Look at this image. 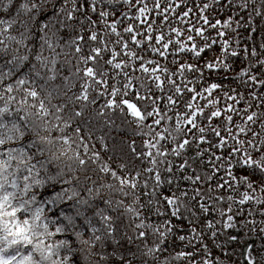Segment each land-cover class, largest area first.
<instances>
[{
    "label": "trees",
    "instance_id": "1",
    "mask_svg": "<svg viewBox=\"0 0 264 264\" xmlns=\"http://www.w3.org/2000/svg\"><path fill=\"white\" fill-rule=\"evenodd\" d=\"M79 2L85 6L83 13H77L78 19L85 25L84 30H81L80 24L76 25V29L80 35L87 38L91 30L87 26L89 17L92 21H98L96 30L101 34L105 31L110 32V29H106L105 22L110 24L115 20L117 21V32L121 34L124 42H127L130 48L142 57V60L129 61L130 67L127 70L133 77V85L129 90L130 95L126 98L132 100V102H136L134 93L139 90L142 94L153 97L158 110L161 113L167 114L165 119L162 120L161 125L153 126L154 132L151 135H144L143 133L148 131L147 128L141 130L135 123H130L133 117L129 115L125 118L120 116L117 111V114L112 116V119L115 121V125L112 127L104 124L105 118L103 117L93 121L94 131L91 139H88L85 134V143L89 147L87 153L84 152L83 147L77 148L76 144L64 146L69 149L68 155H72L73 150H76L86 161V164L83 166L73 165L77 168L75 173L66 174L65 178L71 180L72 183L57 186L58 190L61 187L74 189L79 193L77 199L88 201L86 205H73L69 201L61 206L69 215H74L75 209L77 207L80 208L83 215L74 218L77 223V230L81 232L82 238L89 239L92 236L90 224L86 223V220L91 222L92 227L101 229L97 233L98 235H104L105 225L97 213L113 218L111 221L113 225L112 239H105L103 245L100 242L93 245L92 250L96 254L89 256L87 264H123L120 259L121 256L131 260V264H204L205 260L209 264H248L249 256H251L254 264H264V232L261 231V229H264V215H261V212L264 211V203L257 204L254 200L246 201L243 205L238 203L239 199L242 198V194L246 191L264 201V192L259 187H255L253 191L248 189L246 185H239L236 181H232L226 175L225 168H221L218 172H213L212 165L207 162L210 153L205 154L203 157L196 155L198 150L203 151V149L209 148L210 143L218 142V138L210 130H207L203 134L207 140L204 143L198 144L193 139L194 134L196 136L200 135L197 129H193L186 136L183 134L177 135L175 142L170 137L161 140L156 149L143 147L145 141L153 139L155 132L164 133L165 127L170 130L173 129L178 113H188L191 111L185 106V102L190 100L194 93H188L184 87L185 84L189 88H195L203 96L208 95L207 93H203V89L210 84L215 83L220 85L208 97V99L217 101L215 105H209L207 100L202 97H197L195 101H192L193 104H198L204 110L203 114H198L196 118L200 126L206 129H208L209 124L211 127H218L221 130V134L228 137V133L223 129L227 123L226 116L231 115L233 120L228 126L232 128V134L237 135L238 139L244 141L253 140L256 145H260L261 141H264V85L253 83L248 79V75H254L258 80H264V66L258 62L264 61V47H261L264 45V15H255L252 7H248L247 9L241 7L243 0H161L160 9L154 7L155 0H143L142 4H137L136 0H130V3H125L124 0H119V2L113 0L111 3H109V0H103V2L97 0V3L94 5L97 8L96 13L91 12L90 8L87 7L88 4L92 3V0H79ZM0 3L7 4V0H0ZM206 3L210 7L203 14L211 22L214 23L217 19L225 21L231 18V27L223 28L219 26L217 29L205 31L207 40L197 37L194 31L191 33L188 31V28L193 24L196 27H206L202 21L197 22L201 14L200 9ZM229 3L231 7H229ZM261 3H264V0H255L257 7ZM144 4L147 5L149 11L144 14V17H140L138 9L143 7ZM169 4L175 10L164 13L169 16V20L161 23V13ZM188 9H192L189 17H183L182 13ZM100 10L109 11L110 15L107 18H99L98 12ZM178 16L180 19H177ZM50 17H52V12L48 11L44 16L43 22H47ZM134 17L138 18L134 19ZM145 17H147V20H145ZM37 21H41L39 16H37ZM149 23L154 28L152 33L146 32ZM129 24L134 26V32L139 33L137 39H143L146 35L155 36L163 34L165 42L171 38L173 41L179 40L189 46L194 42L199 47H203L206 42L211 43L213 39L218 42L213 44L210 49H206L201 53L199 58L189 52H178L176 50L178 44L175 43H170L165 55L160 56L158 52L152 51L149 47V45L155 44L154 40L141 44L139 49L131 43L130 34L124 32V28ZM172 28L180 30L181 36L176 37L175 33L171 31ZM33 31L36 33L33 36V40L38 49L42 33L39 32L38 26ZM219 31H224L226 36L218 37L217 32ZM11 34L15 35L17 33L12 32ZM72 35L64 33L62 40L70 39ZM188 35L194 37L192 42L187 41ZM109 39L114 42L117 37L115 34H112L109 36ZM225 39L229 41L228 52L235 51L237 56L225 55L222 52V48L224 47L223 40ZM25 45L28 46V41H25ZM109 47L119 53L117 62L127 59L124 52L120 51V46L110 43ZM155 47L163 51L161 45L155 44ZM253 48L256 49L257 56L250 55ZM57 51H60V49L57 48ZM69 51L73 52V56L66 58L61 55L59 57L61 62L65 59H70L72 62L71 65L61 68L62 76L70 75L69 69L77 63L74 58V49ZM124 51H127V49ZM87 53L88 47L84 45L83 54L86 55ZM44 55L48 56L50 52L45 49ZM104 56L106 59L111 58L108 52H105ZM217 57L223 59L229 65L227 70L223 69L222 66H218L216 70L204 68L206 62H212ZM149 60L153 61V63H147ZM32 62L35 63V60L33 59ZM141 62H144V66L149 69L158 66L156 73L151 74L152 79L148 78L150 73H144L139 70ZM181 64H195L201 68L202 72L192 73L186 71L181 74L177 71ZM161 68L167 69V72H161L159 70ZM108 69L111 76L121 71L112 69L111 66H108ZM242 70H246L247 74L240 76L239 73ZM27 72L28 68H22V74ZM171 73H176L171 79L182 89L179 96L175 95L174 85L168 82V77ZM155 76H160L161 88L155 87ZM136 77H140V79L136 80ZM189 81L191 82L189 83ZM111 82L118 83L122 87V84L126 81L121 75ZM55 83L60 84L62 80L57 79ZM142 83L150 86L151 91L149 92L147 88L141 89L140 85ZM79 90V84H77V87L73 91L78 93ZM225 93L235 97V99H228ZM252 94H255L257 98L252 99ZM12 95L15 97V100L9 104L10 110L21 106L20 101L23 93L14 92ZM170 95L173 96L174 100H179V103L174 106L168 104L167 97ZM93 97H96L95 92L90 93V99ZM28 99L29 103H32L31 98ZM108 99L110 97L107 95L97 97L95 104L88 105L85 116H92L96 110L105 105ZM61 102L54 101V103ZM147 103H150V101H139L138 106L143 108ZM229 105L236 109V111L225 112L224 109ZM0 107H4L2 101H0ZM69 107H72V105H69ZM76 107L79 108V104ZM217 109L221 110L222 115L209 121L206 117L210 116L211 112ZM252 112L258 114L255 122L245 124L246 116ZM22 114L23 112L20 113V115ZM154 118H149L145 123L151 125ZM125 120L128 122H125ZM236 125L245 127L246 132L239 133ZM183 127L187 129L191 126L185 124ZM249 128L251 131H247ZM67 131L71 135L70 130ZM253 132L257 134L255 137L252 135ZM52 135L55 137L60 135V133L54 131ZM164 135L167 136L168 134L164 133ZM173 135L176 134L173 133ZM101 138H103L102 141ZM185 138L192 141V146L182 150V155L180 156L173 155L171 150L177 147L178 143ZM133 141H135L133 147L138 152L151 151L157 160L165 161V163L153 166L151 158L135 159L129 148V145L133 144ZM235 146H237L236 141L231 140L229 137L228 147ZM243 147L249 153H252L254 158L259 159V153L254 152L247 143ZM157 149L164 151L165 156H156ZM0 151H3V149H0ZM213 151H216L218 155L227 156L226 149H213ZM94 153L98 154V158ZM240 158L241 154H237L236 159ZM93 160H95V163H93ZM62 161L67 164L73 163L67 160V157H63ZM185 161L188 162L187 166L185 169L180 170L178 165ZM11 163L12 167L16 166L15 162ZM122 164L128 167L121 168L120 165ZM104 165L108 166V172L100 171V168ZM153 167V172L144 171L147 168ZM167 167H171L173 170L169 172L166 170ZM233 168L234 175L237 177L241 175L249 176L252 181L256 182V185L264 181V174L257 172L255 175H252L250 169H244L242 166L235 165V163L233 164ZM137 171L140 172L139 176L136 175ZM112 172H116L120 178L128 177L129 180L133 176L136 177L139 187L135 190L130 187H125L124 189V191L129 193L134 191L135 196H125L122 192L118 191L122 185L116 177L112 176ZM157 172L161 176L158 186L154 179ZM197 175L202 177V183L193 182ZM210 175H213L214 178L209 181L207 177ZM73 177L76 179H73ZM188 177H192L193 179H188ZM224 180H229L235 186V190L215 188L217 184L223 183ZM210 188L215 190L209 192ZM37 191L42 193V195L38 196V200L47 199L51 195V190L45 191L44 188H40ZM197 191L203 194V199L197 196ZM183 193L187 195H182ZM173 195L179 197L180 203L183 205L176 217L171 215V207L162 199L163 197ZM229 195L233 197V200L227 199ZM136 197L139 199L136 200ZM193 197H196V199L194 200ZM216 197H224V199H214ZM134 201L136 202L134 203ZM199 204H206L210 211L207 213L202 212ZM229 205L232 207L231 212H228ZM129 207L138 210L140 213L139 217H137L135 212H129L127 210ZM221 211L233 216L231 223L234 227H224L222 221H226V216L222 217L220 215ZM59 214V208H54L48 212V216L53 218L58 217ZM141 221L145 225H152V228H157L159 231L153 232L152 228L148 227L137 228L136 225L140 224ZM208 224H212L213 227H207ZM169 226L173 228V231H167ZM160 231L164 232V236L159 235ZM139 232H147V237L141 238ZM180 236H184L185 239L181 241L179 239ZM53 239H67L72 247L77 249L84 248V253H77L75 260L76 264H85L83 255L87 254L88 246L81 245L74 235L58 234ZM157 245H159V248L155 253L146 255L149 247H156ZM179 252H192L194 256L174 259ZM101 255L105 256V259H101Z\"/></svg>",
    "mask_w": 264,
    "mask_h": 264
},
{
    "label": "snow or ice",
    "instance_id": "2",
    "mask_svg": "<svg viewBox=\"0 0 264 264\" xmlns=\"http://www.w3.org/2000/svg\"><path fill=\"white\" fill-rule=\"evenodd\" d=\"M103 2V0H100ZM113 0H109V3ZM119 2V0H116ZM125 3H130V0H124ZM97 0H92L91 4L87 7L91 12L96 13L97 8L94 6ZM137 4H142L143 0H136ZM134 6V5H133ZM154 7L156 9L161 8V0H155ZM210 7L209 4H204L200 9L197 22L203 23L206 27H196L194 24L188 28V31L195 32L197 37L207 40L205 37V31L208 29H217L219 26L223 28L231 27V18L229 20L221 21L217 19L214 23L203 14L205 10ZM229 7L231 4L229 3ZM241 7L247 9L252 7L253 12L257 16L264 15V3H261L259 7L256 6L255 0H243ZM174 11V7L169 4L168 7L163 9L161 23L169 20V16L164 13ZM48 11L52 12L47 22H43L44 16ZM85 6L82 5L79 0H7V4L0 3V101L3 102L4 107H0V264H76L75 257L77 253H84V248H74L71 246L67 239H53L58 234H71L74 235L81 245L88 246L87 254L83 255V260L87 264L89 256L95 255L92 246L97 242L103 245L105 239H112L113 225L111 223L112 217L97 213L100 215L101 221L105 225L104 235H98L101 231L96 227L91 226L90 221H85L90 224V231L92 233L91 238L83 239L82 234L77 230V223L74 217L83 215L80 208L75 209L74 215L67 214L62 205L71 201L73 205H86L88 201L77 199L79 193L74 189L59 188L58 185L70 184L71 180L66 179L67 173H75L77 166H83L86 164L76 150H73L72 155H68L69 149L64 147L65 145L76 144L77 148L83 147L84 152L89 151L88 144L85 143V134L88 139H91L94 131L93 121L104 119V124L112 127L115 125V121L112 116L119 112L120 116L133 117L130 123H135L138 128L143 130L147 128L148 131L143 133L144 135H151L154 132L153 126L161 125L162 120L165 119L166 113H161L158 107L155 105V99L150 96L142 94L137 90L134 95L136 102L126 98L130 95V89L133 85V77L127 70L130 67L129 61L142 60V57L133 51L127 42H124L123 37L117 32V21L112 23L105 22L106 29H110V32L105 31L103 34L99 33L96 28L98 21H92L88 18L87 26L90 30L87 38L79 34L76 29V25L80 24L81 30H84L85 25L77 17V13H83ZM149 11L146 4L138 9L139 16L144 17V14ZM192 9H188L182 13L183 17H189ZM110 15L109 11L100 10L98 12L99 18H107ZM37 16L41 18V21H37ZM138 17H134L136 19ZM177 19H180L178 16ZM147 20V17H145ZM39 27L40 35L39 47L35 46L33 36L36 33L33 31L35 27ZM154 31L153 25L148 24L146 32L152 33ZM171 31L175 33L176 37L181 36V31L172 28ZM16 32L17 34H11ZM125 33H129L131 36V43L140 48L141 44L147 41H155V44L162 46L163 51L155 47V44L149 45L152 51L158 52L160 56H164L169 49L170 43L178 44V52H189L195 57L199 58L201 53L206 49H210L213 44L218 41L213 39L211 43H205L203 47H199L196 43H191V46L182 41H173L171 38L165 42V36L160 35H146L143 39H137L138 32H134V26L129 24L124 28ZM64 33L73 34L70 39L62 40ZM115 34L117 39L113 42L110 41L109 36ZM218 37H225L224 31L217 32ZM194 37L192 35L187 36V41L192 42ZM25 41H28V46L25 45ZM83 42V43H81ZM91 42V43H89ZM110 43H115L120 46V51L124 52L127 57L126 60H120L117 62V56L119 53L109 47ZM84 45L88 47V53L85 55ZM222 52L225 55L237 56L235 51L228 52L229 41L223 40ZM261 47H264L262 45ZM57 48L60 51H57ZM47 49L50 55H44V51ZM68 49V50H66ZM74 49V58L77 63L72 65L69 69L70 75L62 76L61 68L67 67L72 64L70 59H65L63 62L59 60V57L73 56V52L69 51ZM127 49V51H124ZM108 52L111 58L106 59L104 53ZM251 56H257L255 48L251 49ZM35 60V63L32 60ZM264 66V61H258ZM152 64L153 61H147ZM83 65V67H81ZM108 66L112 69L121 70L115 73L114 76L109 74ZM218 66H222L227 70L229 65L224 62L223 59L217 57L212 62H206L204 68L208 70H216ZM22 68H28V72L22 74ZM139 70L144 73H150L149 79H152V75L158 70L157 67L151 69L144 66V62L139 65ZM161 72H167V69H159ZM177 71L181 74L184 72L198 73L202 72L195 64H181ZM246 70H242L239 75H246ZM123 76L124 82L122 87L118 83H112L111 81ZM176 73H171L168 77V82L175 87V95L181 94V87L175 84V81L171 79ZM11 78V79H10ZM57 79H61L62 83H55ZM139 80L140 77H136ZM156 88H161L160 76L154 77ZM248 79L253 83L264 85V80H258L254 75H248ZM191 81H189L190 83ZM79 84V92L73 91ZM188 93H194L191 99L185 102V106L191 111L188 113H178L173 129L165 127L164 133L155 132L151 141H145L143 147L148 149H156L161 140L168 139L169 137L173 142L176 141L177 135L191 133L193 129H197L200 135H193V139L197 143L207 142L206 137L203 135L207 130L218 138V142L210 143L209 148L203 149V151H197L198 157H203L205 154L210 153L208 156V163L212 165L213 172L220 171L221 168L226 169V175L231 178L232 181H236L239 185H246L250 190H255V187L264 192V181L259 185H256L255 181H252L249 176L241 175L237 177L234 175L233 164L242 166L244 169H250L251 174L255 175L257 172L264 174V141H261L260 145H256L253 140H240L237 135L232 134V128L229 127L232 123L233 117L231 115L226 116V124L224 131L228 133V137L221 134V130L218 127H211L209 124L208 129L197 122V116L203 114V108L198 104H193L197 97H202L207 100L209 105H215L216 100L208 99L212 92L216 90L220 85L210 84L203 89V93H207V96H203L201 92L196 91L195 88L184 86ZM140 88H147L150 92L151 87L145 84H141ZM14 92L23 93V97L20 101V107L9 109V104L13 103L15 97L12 95ZM95 92L96 97L90 99V93ZM71 93V95H70ZM7 94V95H6ZM109 96L105 105L96 110L92 116H85V111L89 104H95L97 97ZM228 99H235V97L225 93ZM31 98L32 103H29ZM256 95L252 94V99H256ZM148 100L150 103L145 104L143 108L138 106L139 101ZM54 101H62L61 103H54ZM167 103L175 105L179 103V100H174L173 96L167 97ZM79 104V108L76 105ZM72 105V107H69ZM150 109V110H149ZM108 110V111H106ZM225 112H235L231 105H229ZM246 111V110H245ZM23 112L22 115L20 113ZM222 112L220 109L212 111L210 116L206 118L211 121L213 118L220 117ZM258 114L252 112L246 116L245 124L249 122H255ZM159 117V118H154ZM149 118H154L151 125L145 122ZM169 119H171L169 117ZM125 122H128L125 120ZM190 125L191 127L185 129L183 125ZM75 125V127H73ZM239 133H245L246 128L236 125ZM70 130L71 135L68 134ZM57 131L60 135L53 137L52 133ZM251 131V129H247ZM42 133H44L42 135ZM175 133L176 135H173ZM255 137L257 134L252 133ZM229 137L231 140L236 141L235 147H228ZM103 138H101V141ZM154 141V142H153ZM133 144L129 145V148L135 159L151 158L153 166L159 163H165V161L157 160L153 156L151 151H137ZM247 143L254 152L259 153V159L254 158L252 153H249L243 145ZM192 141L185 138L178 143V146L173 148L172 154L175 156L182 155V150L186 147H191ZM226 149L227 156L218 155L213 149ZM237 154H241L240 159H236ZM94 155L97 156L98 154ZM156 156L163 157L165 152L157 149ZM67 157V160L73 163H63L62 158ZM91 159V158H90ZM15 162L16 166L12 167V163ZM95 163V160H93ZM187 161L180 163L178 168L180 170L185 169ZM121 168H127V165H120ZM167 171H172L171 167L166 168ZM100 171L108 172L109 168L104 165L100 168ZM144 171L153 172V168H147ZM26 172V174H25ZM116 177L122 187L118 191L122 192L125 196L133 195L135 192L124 191L125 187H130L135 190L139 187L136 182V177L133 176L131 180L128 177L120 178L116 172L111 173ZM137 176L140 172L137 171ZM214 178L213 175L207 177L210 181ZM73 179H76L73 177ZM155 182L157 186L160 184L161 176L159 172L156 173ZM188 179H193L188 177ZM193 182H203L202 177L195 176ZM44 188L45 191L51 190V195L44 200H38V196L42 193L37 189ZM216 189H233L235 186L229 181L224 180L223 183L217 184ZM11 189V190H10ZM215 189L210 188L209 192ZM91 191V189H89ZM71 193V194H69ZM182 195H187L183 193ZM197 196L203 199V194L197 191ZM139 198L136 197V200ZM168 206L171 207V215L176 217L180 212V208L183 206L180 203V198L173 196H166L162 198ZM195 200L196 197H193ZM212 199V197H210ZM214 199L220 200L224 197H216ZM228 200H233V197L229 195ZM255 201L257 204L264 203L259 197L244 192L242 198L239 199L240 205L245 204L246 201ZM136 201H134L135 203ZM47 206V209H46ZM202 212L207 213L210 211L206 204H199ZM54 208L60 209L58 217H49L48 212ZM129 212H135L137 217L140 213L138 210L129 207ZM159 211V210H157ZM232 211L231 205L228 207V212ZM222 217L226 216V221H222L225 228L234 227L231 223L233 220L232 215H227L226 212L221 211ZM264 215V211L261 212ZM167 223V221H165ZM137 228L148 227L152 228V225H145L143 221L136 225ZM163 227V225H161ZM207 227L212 228V224H208ZM153 232L159 231L157 228H152ZM168 232L173 231L171 226L167 229ZM195 231V229H193ZM264 232V229H261ZM160 236H164V232H159ZM199 235V234H198ZM141 238L147 237V232H139ZM179 239L183 241L184 236H180ZM234 239V237H233ZM163 243V241H161ZM159 248L149 247L146 255L155 253ZM193 257L192 252H179L174 259H180L182 257ZM101 259H105V256L101 255ZM123 264H131V260L126 259L124 256L120 257ZM204 264H209L207 260ZM248 264H254L251 256L248 258Z\"/></svg>",
    "mask_w": 264,
    "mask_h": 264
}]
</instances>
